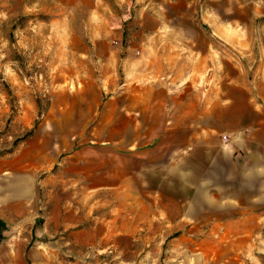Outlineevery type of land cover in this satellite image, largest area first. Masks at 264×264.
I'll return each instance as SVG.
<instances>
[{
    "label": "rangeland",
    "instance_id": "rangeland-1",
    "mask_svg": "<svg viewBox=\"0 0 264 264\" xmlns=\"http://www.w3.org/2000/svg\"><path fill=\"white\" fill-rule=\"evenodd\" d=\"M88 9L83 0H0V231L32 232L34 264H264V189L237 207V220L217 222L138 184L88 188L72 158L96 144L90 132L113 76L91 55L130 34L98 29ZM212 36L216 60L178 63L187 73L174 79L207 87L211 99L237 76V49Z\"/></svg>",
    "mask_w": 264,
    "mask_h": 264
},
{
    "label": "crops",
    "instance_id": "crops-1",
    "mask_svg": "<svg viewBox=\"0 0 264 264\" xmlns=\"http://www.w3.org/2000/svg\"><path fill=\"white\" fill-rule=\"evenodd\" d=\"M87 2L84 12L96 16L98 29L130 32L120 48L108 42L106 54L91 55L113 76L90 132L96 144L72 158L88 188L138 184L167 201L184 200L188 215L237 220V207L252 205L253 191L264 189V0ZM210 33L237 49V76L212 99L207 87L194 92L174 81L187 73L178 63L216 60ZM151 76L159 80L145 81ZM32 234L1 230L0 264H34L26 252Z\"/></svg>",
    "mask_w": 264,
    "mask_h": 264
}]
</instances>
